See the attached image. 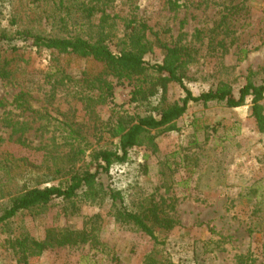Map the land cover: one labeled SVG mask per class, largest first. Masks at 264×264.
<instances>
[{"label": "rangeland", "instance_id": "obj_1", "mask_svg": "<svg viewBox=\"0 0 264 264\" xmlns=\"http://www.w3.org/2000/svg\"><path fill=\"white\" fill-rule=\"evenodd\" d=\"M63 1L74 5L65 23L59 0H0V30L101 40L113 52L127 47L129 35L143 33L148 64L161 62L164 45L192 50L184 81L195 95L220 81L235 95L248 81L264 84V0ZM81 2L96 6L90 17ZM21 47L17 55L0 52V67L8 59L10 70L0 78V214L24 189L68 180L69 137L59 122L89 147L106 148L117 140L108 128L118 118L150 113L131 102L138 79L106 75L93 60ZM95 77L111 83V97L91 82ZM183 95L171 83L166 102ZM19 96L22 106L14 101ZM172 126L151 130L153 145L130 149L128 160L100 174L96 185L99 192L117 191L130 210L158 202L176 222L172 229L154 228L161 244L119 222L106 196L92 200L83 188L72 200L52 199L0 222V264H26L12 247L17 238L43 241L49 229L83 227L96 234V244L47 247L27 264H264L263 136L251 98L235 108L190 102Z\"/></svg>", "mask_w": 264, "mask_h": 264}, {"label": "trees", "instance_id": "obj_2", "mask_svg": "<svg viewBox=\"0 0 264 264\" xmlns=\"http://www.w3.org/2000/svg\"><path fill=\"white\" fill-rule=\"evenodd\" d=\"M59 0L58 7L64 9L65 16L59 18L65 23L66 17L71 16L74 5H68ZM70 2V1H68ZM79 8L90 17L96 6L81 2ZM177 5V4H176ZM29 47L35 51L48 52L50 55H72L80 59L93 60L103 65L106 75L117 79L136 78L137 83L131 90V102L142 103L149 106L150 113L137 116L135 119L120 117L115 124L108 128L117 140L113 147L91 148L84 136L79 134L66 122L58 124L67 130L69 142V178L57 185L44 187H30L15 197L9 206L0 214V222H5L16 216L19 212L45 206L52 199L72 200L80 190L87 188L90 199L106 196L114 211L115 218L121 223L132 224L144 232L154 243L161 244L154 228L172 229L175 221L167 216L158 202H152L137 210H130L124 203L120 194L108 188L99 192L96 185L100 181V174H109L115 164L128 160L130 149L146 142L153 145L151 130L159 128L173 129L172 122L181 117L187 110L188 104L222 102L227 107L235 108L244 104L247 97L251 98V116L257 130L263 136L264 157V113L261 101L264 99V84H254L251 81L242 85L234 94L232 87L226 81H220L212 90L193 94L185 85L186 73L193 60L191 49L187 46H163V56L159 63L148 64L143 56L150 50L149 43L144 34L129 35L127 47L113 52L104 42L97 40L90 42L80 36H52L34 31L31 28H13L11 31L0 30V52L10 51L17 55L22 47ZM53 60L56 58L52 57ZM9 60L4 59L0 67V78L7 79L10 74ZM97 81L98 89L106 97L112 96V85L105 78L95 77L91 82ZM177 84L183 91L182 98L173 103L166 102V91L169 84ZM18 106L25 101L23 97L14 99ZM129 119V120H128ZM86 158L87 166L76 168L79 161ZM93 169V170H91ZM96 234L83 227L81 229L62 228L47 230L43 241L34 240L28 236L17 238L12 247H18L24 262L27 264L28 256H39L47 247L77 246L96 244ZM163 264V263H159Z\"/></svg>", "mask_w": 264, "mask_h": 264}]
</instances>
